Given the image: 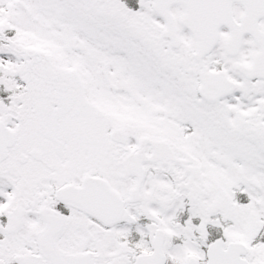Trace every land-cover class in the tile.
Masks as SVG:
<instances>
[{
  "label": "snow or ice",
  "instance_id": "obj_1",
  "mask_svg": "<svg viewBox=\"0 0 264 264\" xmlns=\"http://www.w3.org/2000/svg\"><path fill=\"white\" fill-rule=\"evenodd\" d=\"M0 264H264V0H0Z\"/></svg>",
  "mask_w": 264,
  "mask_h": 264
}]
</instances>
